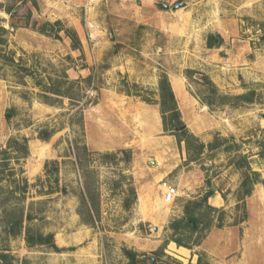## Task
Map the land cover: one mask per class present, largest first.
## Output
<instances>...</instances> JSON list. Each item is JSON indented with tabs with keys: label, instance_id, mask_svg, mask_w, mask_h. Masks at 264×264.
<instances>
[{
	"label": "rangeland",
	"instance_id": "rangeland-1",
	"mask_svg": "<svg viewBox=\"0 0 264 264\" xmlns=\"http://www.w3.org/2000/svg\"><path fill=\"white\" fill-rule=\"evenodd\" d=\"M180 2L184 6L174 9ZM16 6L13 20L0 10V26L6 30L0 47V149L9 139L29 138L28 154L10 164L15 177L29 184L20 205L36 216L30 222L35 230L52 232L58 247L73 249L28 248L18 235L6 240L11 253L31 264H128L122 251L127 248L139 254L141 264H196L198 257L199 264H213L208 247L217 253L219 264H244L238 244H251L246 231L254 232L253 244H264V203L258 206L255 201L249 208L245 201L239 206L233 203L230 188L241 175L228 167L234 153L225 150L226 145L191 164L186 161L185 143H178L172 133L175 126L163 130L159 96L153 88L163 72L182 71L192 95L208 100L209 87L200 73L212 80L207 73L212 63L218 58L226 62L231 55L227 63L233 62V67L221 69V80L254 91L252 102L207 110L197 103L177 107L190 133L205 144L216 133L233 138L251 168L261 167L258 172L264 178V162L249 158L260 150L255 140L264 137V69L249 63L258 59L264 63L260 27L264 0H25ZM26 18L27 26L9 25L10 20ZM58 19L76 31L80 50L71 48L62 31L55 37L37 30L39 24ZM208 33L217 37L213 47L206 46ZM248 65L252 74H243L240 69ZM36 79L57 86L63 95L43 97ZM120 92L141 96L151 113L140 117L127 112L117 118L124 103L114 107L116 114L109 106ZM153 107L160 124L157 136L137 133L141 127L152 128ZM41 129L50 132L47 140L37 138ZM104 153L112 157L100 158ZM165 156L178 163L170 175L178 179L179 196L169 204L161 198L148 160L162 161ZM53 160L57 170L44 174V163ZM84 181L91 184L98 201L99 218L92 225L78 214ZM56 186L65 191H56ZM13 188L14 183L1 181L0 201L17 202ZM214 189H226L227 206L217 208L207 200L199 212V231L174 235L168 225L182 216L185 203ZM125 199L131 202L128 208L123 206ZM258 210L257 225L252 215ZM173 235L187 243L183 247L191 250L189 257L168 247Z\"/></svg>",
	"mask_w": 264,
	"mask_h": 264
},
{
	"label": "trees",
	"instance_id": "trees-1",
	"mask_svg": "<svg viewBox=\"0 0 264 264\" xmlns=\"http://www.w3.org/2000/svg\"><path fill=\"white\" fill-rule=\"evenodd\" d=\"M24 3L25 0H7L5 4L0 3V10L8 14L9 18L13 20L15 18V9L17 8L16 3ZM16 6V7H15ZM163 8L162 5H160ZM10 20V27H20L27 26L28 19L25 20ZM262 28L264 37V22L260 25ZM37 30L41 33L54 35L55 37H60L58 34L60 31L63 32L64 36L68 38L70 46L72 49H81V43L78 34L73 28L67 27L61 20H55L53 22H43L37 26ZM5 28L0 26V47L4 44L3 33ZM217 37L212 33L206 35V46L213 47L216 44ZM5 59L7 56H4ZM12 62V60H11ZM26 74L31 75V70H25ZM187 72H195L194 70H186ZM200 76L204 83L209 87V95L211 98L208 100H202L210 109L213 106H221L224 104H229L235 106L238 101L241 102H252L255 95L254 91H249L242 94L228 95L222 94L218 91L212 80L206 75L200 73ZM36 84L41 88L43 97H50L48 93L55 95H63L57 86H51L49 84H43L42 80L36 79ZM158 96H159V112L162 121L163 130H171L174 126H181L183 122L181 121L180 112L177 107L176 99L171 88L170 80L166 73H162L158 80ZM214 97H217L216 103L214 102ZM264 132V129H262ZM177 136V141L180 143L184 141L185 151L187 154L186 161H197L202 154L207 151H211L223 145H226L225 150L232 151L234 154L230 158V163L234 168L240 171L241 179L239 186L235 192V196L238 200L236 206L244 201L246 196L252 193L253 186L256 183H264V178H261L260 173L251 168L247 156L240 152V145L234 142L233 138H224L219 136L218 133L214 136L211 142L205 144L200 141L195 135L190 133L185 127L179 131L172 132ZM50 137V132L46 129H41L37 133V138L41 140H47ZM28 140L27 137H22L20 139L12 138L9 139L4 148L0 149V182L6 181V179L14 183V188L11 193H17V202L8 205L6 201H0V207L2 210L0 212V264H31V262L26 259L16 258L10 251L6 240L9 237H15L18 235L23 236V240L28 248L36 246H44L53 251H62L65 249H73L58 247L54 240V234L52 232L43 233L39 230H35L30 222L36 218L30 211L24 210L20 205V200L24 197L29 184L24 178H16L15 170L11 164L19 160L21 157H25L28 154ZM256 145L260 148L257 152L258 156L264 157V137L255 140ZM229 144V145H228ZM77 147V146H76ZM84 148V147H81ZM78 148L77 150L81 149ZM76 157L77 156L76 154ZM112 154L104 153L100 154V158H110ZM17 163V162H16ZM79 163V160H78ZM5 170L9 173L5 174ZM57 170V161H46L44 163V174L49 175ZM56 191H65L63 188H59ZM91 189V184L87 181L83 182L81 193H80V208L78 209V214L84 223L92 225L97 218H99V208L98 201L94 196V192ZM134 194V190H132ZM214 193L213 190H209L203 193L199 200H189L183 206V215L179 218L173 219L168 227L172 230L173 234L180 233H196L200 229V210L201 206L207 202L208 197ZM130 200L125 199L123 201L124 208L130 206ZM209 209L214 210L215 208L210 207ZM208 227V226H206ZM205 227V228H206ZM172 236L171 241L175 242L178 246H187V243L183 241L181 237ZM124 255L128 260V264H141L143 260H139L138 253L127 248H122ZM154 255L158 254V250L153 252ZM154 259V257L149 258ZM200 263V257L196 264ZM208 264V263H206Z\"/></svg>",
	"mask_w": 264,
	"mask_h": 264
},
{
	"label": "crops",
	"instance_id": "crops-1",
	"mask_svg": "<svg viewBox=\"0 0 264 264\" xmlns=\"http://www.w3.org/2000/svg\"><path fill=\"white\" fill-rule=\"evenodd\" d=\"M249 14H251L253 16V12H248ZM263 18H261V20L264 19V12L262 13ZM231 58V55H230ZM230 58L226 59V62L223 60H219V58L217 59L216 63H212V69L211 70H207V73L209 72L212 78V81L214 82V84L217 86L218 90L220 92L223 93H232L234 95L236 94H242L245 93L247 90H249L246 87H242L241 85L236 84H231V83H227L225 81L222 82L221 80V74L224 73L223 70H221L222 68H226V67H233L231 66V64H233V62H231V64L228 66L227 61L230 60ZM216 59V58H213ZM251 65H255L258 66V69H264V63L263 61H260L259 59L257 61H250L249 62ZM127 68V66H126ZM247 68H250V66L248 65L245 69H240V71H243L242 73L244 74V72L246 74H252V71H248ZM230 74V71L228 72ZM167 76L170 80V84H171V88L172 91L174 93V97L176 99V103L180 106L181 104H185V105H194V104H199L201 106V109H209L208 106L199 100V98L197 96L192 95V93L190 92V90L188 89V83L186 82L185 78H184V73L181 71L179 73H171L168 72ZM230 78V76H229ZM154 91L157 90L158 92V84H155L154 86ZM258 90V89H256ZM117 98V99H116ZM116 98H112L110 100L111 106H109V109L111 110V113L116 114V111L114 109V107L116 106L119 107V105L121 103H124L123 108L118 109V113L116 115L117 118L120 117V114H124L129 112L130 114L134 115V114H138L140 117L143 115V113L148 112V114H150L151 112L149 111L150 108V104L147 103L146 101L142 100L141 96L139 95H133V94H129L126 92H121L118 93L116 95ZM181 109V107H180ZM152 117H153V124H152V128H147V127H141L139 129H136L137 133L140 132H144V135H148V136H157L156 132L158 131V126L160 124H158L156 122L157 119V110L155 107H153L152 109ZM245 125V124H244ZM160 127V126H159ZM161 153V152H160ZM252 157H257L258 161H262L261 163L264 162V157H260L258 156V154H254L253 156H250L249 158ZM157 158V160H156ZM165 160H158V157L155 158H148V160L151 161L150 168L154 169V180L155 181H159L163 178H166L167 180H169L171 183L176 184L178 182L177 178H174L172 175H170L172 173V171L178 166L177 162H172L170 159H168V156L164 157ZM193 161L189 162V164H191ZM228 167H233V165L228 164ZM258 171L259 169L261 170V167L257 166ZM234 168V167H233ZM235 170H237L236 168H234ZM238 172H240L239 170H237ZM240 180L239 182H237L236 185H234L232 188H230L232 190L231 193H229V195L231 194L232 196V200L233 203H235V205L237 204L238 200L235 196V192L239 186ZM159 186V184H158ZM189 189L192 193L193 187L189 186ZM227 189V187H226ZM226 189H214V193L208 197V201L209 203L217 208H225L227 206L226 203V199L224 196V191ZM162 196V195H161ZM188 196V195H187ZM199 196V194H196L193 198H197ZM162 198V197H161ZM244 201L246 202V205L249 208V203L253 204L255 201L257 202L258 206H260L261 204L264 203V183H256L253 186L252 189V193L249 196H246L244 198ZM230 206V204H229ZM183 215V214H182ZM248 216H250V213H248ZM252 217H254V220L257 218H261V212L260 210L255 211L254 214L252 215ZM256 219V220H257ZM257 225L259 224L260 220L258 219V221H256ZM247 230V229H246ZM245 232V231H244ZM254 232H250V231H246L245 236H247V239H251V244H238V250H241L242 252V259L241 261L244 264H258L263 262V258H264V244H253L254 242ZM261 234V232L259 233ZM260 242V240H259ZM219 245V244H216ZM174 247L176 250L178 249H182L183 250V255H186L187 257L190 256L191 250L187 249L183 246H178L176 245V243H174L173 241L170 242V244H168V247ZM208 246V245H207ZM218 250V247L216 248ZM206 252L208 254V256L212 259L213 264H219L220 261L218 259V255L216 252H214L213 250H210L208 247H206ZM194 251V250H193ZM186 253V254H185ZM223 262V261H222ZM262 264V263H261Z\"/></svg>",
	"mask_w": 264,
	"mask_h": 264
},
{
	"label": "built area",
	"instance_id": "built-area-1",
	"mask_svg": "<svg viewBox=\"0 0 264 264\" xmlns=\"http://www.w3.org/2000/svg\"><path fill=\"white\" fill-rule=\"evenodd\" d=\"M159 187L162 192V200L165 203H172L179 196L178 188L175 184L168 180L162 179L159 182Z\"/></svg>",
	"mask_w": 264,
	"mask_h": 264
},
{
	"label": "water",
	"instance_id": "water-1",
	"mask_svg": "<svg viewBox=\"0 0 264 264\" xmlns=\"http://www.w3.org/2000/svg\"><path fill=\"white\" fill-rule=\"evenodd\" d=\"M184 4H185V3H183V2L177 3V4L174 5V9L184 6ZM166 6H167V5H165V7H166ZM184 127H185L184 124L181 125V126H175V127H174V130H175V131H179V130L183 129ZM152 260H154V259L152 258Z\"/></svg>",
	"mask_w": 264,
	"mask_h": 264
},
{
	"label": "bare ground",
	"instance_id": "bare-ground-1",
	"mask_svg": "<svg viewBox=\"0 0 264 264\" xmlns=\"http://www.w3.org/2000/svg\"><path fill=\"white\" fill-rule=\"evenodd\" d=\"M179 251H181L183 253V250L182 249L181 250L179 249Z\"/></svg>",
	"mask_w": 264,
	"mask_h": 264
}]
</instances>
